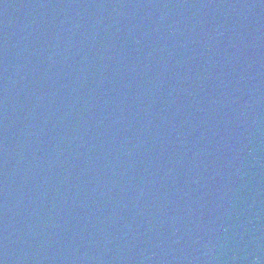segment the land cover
<instances>
[{
  "label": "water",
  "instance_id": "1",
  "mask_svg": "<svg viewBox=\"0 0 264 264\" xmlns=\"http://www.w3.org/2000/svg\"><path fill=\"white\" fill-rule=\"evenodd\" d=\"M0 264H264V0H0Z\"/></svg>",
  "mask_w": 264,
  "mask_h": 264
}]
</instances>
